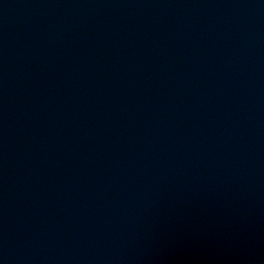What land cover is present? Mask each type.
Listing matches in <instances>:
<instances>
[{
  "label": "water",
  "instance_id": "1",
  "mask_svg": "<svg viewBox=\"0 0 264 264\" xmlns=\"http://www.w3.org/2000/svg\"><path fill=\"white\" fill-rule=\"evenodd\" d=\"M0 264H264V0H0Z\"/></svg>",
  "mask_w": 264,
  "mask_h": 264
}]
</instances>
